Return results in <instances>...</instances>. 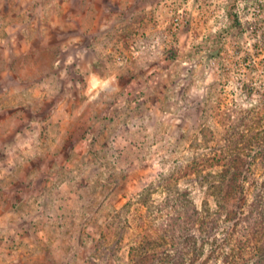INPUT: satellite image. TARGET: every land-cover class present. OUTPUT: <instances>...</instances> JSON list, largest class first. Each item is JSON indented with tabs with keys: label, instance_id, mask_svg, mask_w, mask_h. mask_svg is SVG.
<instances>
[{
	"label": "rangeland",
	"instance_id": "374dc122",
	"mask_svg": "<svg viewBox=\"0 0 264 264\" xmlns=\"http://www.w3.org/2000/svg\"><path fill=\"white\" fill-rule=\"evenodd\" d=\"M248 1L0 0V264H128L135 226L97 248L116 210L233 126L264 136V18ZM250 172L226 193L180 181L221 213L207 264L251 254L236 223L264 162Z\"/></svg>",
	"mask_w": 264,
	"mask_h": 264
},
{
	"label": "trees",
	"instance_id": "16d2710c",
	"mask_svg": "<svg viewBox=\"0 0 264 264\" xmlns=\"http://www.w3.org/2000/svg\"><path fill=\"white\" fill-rule=\"evenodd\" d=\"M242 142L243 148L249 149L246 153L238 148ZM258 160L264 162V136L245 139L233 126L221 144L184 163H175L126 201L107 222L97 248L105 253L114 249L125 228L135 226L128 264H207L203 250L218 227L221 213L199 208L180 181L196 177L207 182L215 178L216 185L212 186L225 193L243 190L251 165ZM213 169L218 171L214 173ZM236 224H241L236 249H252L246 264H264V176Z\"/></svg>",
	"mask_w": 264,
	"mask_h": 264
},
{
	"label": "built area",
	"instance_id": "2783aa9c",
	"mask_svg": "<svg viewBox=\"0 0 264 264\" xmlns=\"http://www.w3.org/2000/svg\"><path fill=\"white\" fill-rule=\"evenodd\" d=\"M246 8L249 10L248 20L250 23H257L261 18H264V0H250L246 3ZM186 22L187 19L183 13L177 14L173 19L175 26H181Z\"/></svg>",
	"mask_w": 264,
	"mask_h": 264
}]
</instances>
